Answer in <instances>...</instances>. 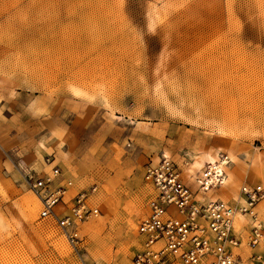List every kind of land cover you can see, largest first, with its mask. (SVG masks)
Segmentation results:
<instances>
[{
	"label": "rangeland",
	"instance_id": "374dc122",
	"mask_svg": "<svg viewBox=\"0 0 264 264\" xmlns=\"http://www.w3.org/2000/svg\"><path fill=\"white\" fill-rule=\"evenodd\" d=\"M164 150L194 190L191 153L238 157L204 201L264 182V0H0V264H131ZM47 157L98 186L74 239L27 183Z\"/></svg>",
	"mask_w": 264,
	"mask_h": 264
},
{
	"label": "built area",
	"instance_id": "2783aa9c",
	"mask_svg": "<svg viewBox=\"0 0 264 264\" xmlns=\"http://www.w3.org/2000/svg\"><path fill=\"white\" fill-rule=\"evenodd\" d=\"M158 157L144 167V180L153 195L138 224L141 247L131 264H264V222L256 210L264 198V182L241 187L240 195L247 206L241 212L245 218L239 223V205L222 199L204 201L200 188L194 190L185 181L175 160ZM46 164L51 166L50 171L29 176L28 186L40 202V218L55 220L67 232L71 230L68 234L74 239L79 222L101 213L88 203L98 186L81 189L70 197L73 181L65 177L52 157H47ZM247 222L250 229L243 230Z\"/></svg>",
	"mask_w": 264,
	"mask_h": 264
},
{
	"label": "bare ground",
	"instance_id": "6f19581e",
	"mask_svg": "<svg viewBox=\"0 0 264 264\" xmlns=\"http://www.w3.org/2000/svg\"><path fill=\"white\" fill-rule=\"evenodd\" d=\"M72 93L74 95H84L83 90H81L78 87H72ZM159 151H162L161 149ZM221 152L222 149H219ZM168 152L164 150V154H162L164 157H169ZM160 156V155H159ZM191 161L187 163L186 166V172L190 178H193L192 174L195 172L199 174V177H202L205 179L202 181L201 179H196V182L199 186L200 189L203 190H210V187L214 185V187L219 186V185H226L230 177L229 175L225 172V168L228 167L231 164H235L238 161V157L235 156L232 152H228L224 157L219 158L214 164H211V162L208 161L207 155L204 153H199V152H193L190 155ZM159 160V157L157 156V161ZM204 168H206V173H204ZM147 183V182H146ZM234 199L237 201L239 200V196L237 194H234ZM211 200H216V199H211ZM242 203H246L247 206V201L246 199H241L240 200ZM246 201V202H245ZM245 207H241L236 214V219L237 216L239 218L245 217L241 212L242 209Z\"/></svg>",
	"mask_w": 264,
	"mask_h": 264
},
{
	"label": "crops",
	"instance_id": "0c3cea01",
	"mask_svg": "<svg viewBox=\"0 0 264 264\" xmlns=\"http://www.w3.org/2000/svg\"><path fill=\"white\" fill-rule=\"evenodd\" d=\"M81 89V88H80ZM82 90V89H81ZM72 98H73V101L74 102H77V103H79V104H84V103H87L88 101V99H84V98H82V95H72ZM51 124H53V123H51ZM40 149H42L43 148V146L42 145H40V147H39ZM167 151V150H166ZM168 152V151H167ZM169 153V152H168ZM209 155H207V158H208V161L209 162H211V154L210 153H208ZM186 167V166H185ZM212 199H217V196H212ZM241 202V201H240Z\"/></svg>",
	"mask_w": 264,
	"mask_h": 264
}]
</instances>
